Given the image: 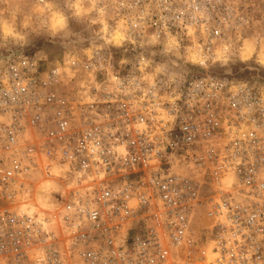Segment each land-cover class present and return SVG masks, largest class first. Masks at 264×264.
I'll return each instance as SVG.
<instances>
[{
    "label": "built area",
    "instance_id": "built-area-1",
    "mask_svg": "<svg viewBox=\"0 0 264 264\" xmlns=\"http://www.w3.org/2000/svg\"><path fill=\"white\" fill-rule=\"evenodd\" d=\"M115 1L135 8L123 42L102 32L70 59L82 75L0 58L16 103L0 102V264H264V102L194 67L242 19L219 0Z\"/></svg>",
    "mask_w": 264,
    "mask_h": 264
},
{
    "label": "rangeland",
    "instance_id": "rangeland-1",
    "mask_svg": "<svg viewBox=\"0 0 264 264\" xmlns=\"http://www.w3.org/2000/svg\"><path fill=\"white\" fill-rule=\"evenodd\" d=\"M219 1L225 5L226 12L240 16L241 26L236 33L227 31L224 43L216 49L217 63L197 62L194 67L228 81L245 83L264 102V0ZM109 2L0 0V58L12 54L14 60H26L33 68L44 67L42 73L68 67L70 74L82 75L81 67L72 61L101 49L102 32H111L106 42L115 47L123 42L120 16L129 17L135 8L115 1L112 4L117 8L111 11ZM195 55L194 50L190 58L197 60ZM165 65L180 73L186 71ZM209 194L214 196L212 191ZM205 225H196L195 232Z\"/></svg>",
    "mask_w": 264,
    "mask_h": 264
},
{
    "label": "bare ground",
    "instance_id": "bare-ground-1",
    "mask_svg": "<svg viewBox=\"0 0 264 264\" xmlns=\"http://www.w3.org/2000/svg\"><path fill=\"white\" fill-rule=\"evenodd\" d=\"M115 39L117 40V37ZM33 89L34 90H39V87L36 85L34 88L28 87L27 89H24V88H21V86H19V87L15 88V90H19V93L18 94H15V90L12 93H14L16 95V98L18 100H25L26 99L28 102H31L32 99L30 98L29 95H27V92H30ZM26 90H27V92H26ZM37 101H40V99H38ZM0 102L5 103L7 106H13V107H15V105H16L13 97H9V99L7 101V100L4 99L3 94L0 95ZM16 109L17 108H14V110L12 112V120L13 121H16L18 119V112H17ZM29 117H30V115H28V114H25L23 116V118L21 120L20 131L24 134V136L26 138H29L33 134H35L38 137H41L42 136V133L37 131L38 130V127L35 124H31L29 122ZM34 121H36V120H34ZM42 187H44V186H42ZM45 189H46V186H45ZM207 223H208V221L206 219H203V218H202L201 224H198V223H196L194 221L193 224H192V229H193V231H195L194 230V227L196 225L203 226L205 224L207 225ZM206 225H205V227H203L201 229H205L207 227ZM198 264H206V263H198Z\"/></svg>",
    "mask_w": 264,
    "mask_h": 264
}]
</instances>
